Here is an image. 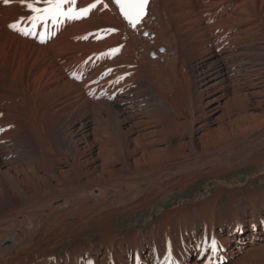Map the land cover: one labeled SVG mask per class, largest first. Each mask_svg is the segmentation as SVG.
Listing matches in <instances>:
<instances>
[{
	"label": "bare ground",
	"instance_id": "bare-ground-1",
	"mask_svg": "<svg viewBox=\"0 0 264 264\" xmlns=\"http://www.w3.org/2000/svg\"><path fill=\"white\" fill-rule=\"evenodd\" d=\"M29 2L0 0V264H264V0H76L45 44Z\"/></svg>",
	"mask_w": 264,
	"mask_h": 264
},
{
	"label": "snow or ice",
	"instance_id": "snow-or-ice-1",
	"mask_svg": "<svg viewBox=\"0 0 264 264\" xmlns=\"http://www.w3.org/2000/svg\"><path fill=\"white\" fill-rule=\"evenodd\" d=\"M2 2L7 5L10 3V0H2ZM19 2L32 12L40 11L36 9L33 6V3L29 2V0H19ZM44 2L47 7L42 10L43 13L45 15H52L53 18H55L57 15H68L69 18H79L80 16L87 14L91 8L95 7V4H92L86 8L79 9L78 12H76L74 9H69L68 13H64L62 12V6L65 3L75 4L76 0H44ZM97 2H99V0H97ZM112 3H114L119 8L120 14L124 17V19L127 20L131 26L135 27L136 23L140 19L143 6L147 3V0H112ZM104 6L108 7L107 4ZM37 18L38 17L35 16L31 17L33 20ZM9 27L16 28L17 24H10ZM213 244H215V241H213Z\"/></svg>",
	"mask_w": 264,
	"mask_h": 264
},
{
	"label": "rangeland",
	"instance_id": "rangeland-1",
	"mask_svg": "<svg viewBox=\"0 0 264 264\" xmlns=\"http://www.w3.org/2000/svg\"><path fill=\"white\" fill-rule=\"evenodd\" d=\"M240 175H244V174L241 173ZM243 178H244V176H242L241 180H243ZM204 184H205L204 182H201L199 184H196L194 188L189 189V191L185 192L184 194H177V195H174V196L168 198V200H167L168 204H170V206H176L178 204V201L180 202L182 199L186 200L188 198V196H193V195L195 196V195H201V194L206 195V194L213 191V188L210 187V188H208V191L206 192L205 188H204ZM225 201H227V198L222 199L221 202L224 203ZM145 212L148 214L149 210L145 211ZM157 213H158V211H155L153 214L157 215ZM145 217H147V215ZM143 224H145L144 218H141L140 215H138L137 217H133L129 221H125V223H122L121 225L123 226V228H126L129 226L139 227Z\"/></svg>",
	"mask_w": 264,
	"mask_h": 264
},
{
	"label": "trees",
	"instance_id": "trees-1",
	"mask_svg": "<svg viewBox=\"0 0 264 264\" xmlns=\"http://www.w3.org/2000/svg\"><path fill=\"white\" fill-rule=\"evenodd\" d=\"M142 264V263H141Z\"/></svg>",
	"mask_w": 264,
	"mask_h": 264
}]
</instances>
